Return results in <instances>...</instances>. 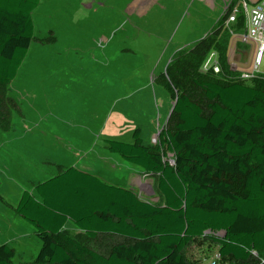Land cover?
I'll use <instances>...</instances> for the list:
<instances>
[{
  "label": "trees",
  "instance_id": "trees-1",
  "mask_svg": "<svg viewBox=\"0 0 264 264\" xmlns=\"http://www.w3.org/2000/svg\"><path fill=\"white\" fill-rule=\"evenodd\" d=\"M39 2L0 0V87L15 79L27 55L34 38L31 14ZM225 19L177 50L159 75L175 104L173 127L161 133L156 147L143 143L139 129L132 131L131 143L103 140L109 154L157 176L162 205L68 167L38 183L35 195L23 191L14 209L41 243L27 264H194L184 251L203 237L218 246L220 259L249 264L253 253L264 256V80L219 83L205 77L220 74L200 72L214 51L221 74L231 75L226 49L217 40L228 32L222 30ZM243 23L240 14L232 29L241 32ZM189 87L202 93L207 115ZM1 111L0 104L3 116ZM3 125L6 131L8 122ZM66 221L88 239L110 234L130 242L103 256L63 231ZM14 257L11 247L0 245V264H14Z\"/></svg>",
  "mask_w": 264,
  "mask_h": 264
},
{
  "label": "rangeland",
  "instance_id": "rangeland-1",
  "mask_svg": "<svg viewBox=\"0 0 264 264\" xmlns=\"http://www.w3.org/2000/svg\"><path fill=\"white\" fill-rule=\"evenodd\" d=\"M222 14L220 0H41L31 14L34 38L25 62L16 78L0 87V243L5 233L16 230L15 199L23 189L32 190L70 165L95 171L107 166L114 157L103 140L131 143L134 129L142 131L144 144L158 145L161 133L174 124L172 101L158 77L177 50L206 36ZM229 31L234 35L221 32L217 40L226 49L231 75L221 74L218 62L220 76L205 77L208 80L242 82L241 73L253 70V47L236 41L234 36L241 32ZM256 77L264 80V56ZM134 87L138 91L132 90L133 99H122L131 107L116 103L117 96ZM189 95L207 115L202 93L189 87ZM147 108H153L151 127ZM91 115L107 122L103 133L100 127L87 125ZM66 122L84 126L69 127ZM53 162L57 166L51 167ZM124 173L119 166L112 178ZM128 173L148 179L158 194L156 175L138 169ZM25 240L23 254L15 247L14 264L32 263L39 249L35 237ZM217 249L203 237L191 242L184 256L194 264H209L216 260ZM28 251H34L32 260ZM262 259V254H255L249 264H260ZM216 264L241 263L225 258Z\"/></svg>",
  "mask_w": 264,
  "mask_h": 264
},
{
  "label": "crops",
  "instance_id": "crops-1",
  "mask_svg": "<svg viewBox=\"0 0 264 264\" xmlns=\"http://www.w3.org/2000/svg\"><path fill=\"white\" fill-rule=\"evenodd\" d=\"M40 2H41V0H40ZM40 2H39V5H40ZM213 4L214 3H212V4L210 3V5H209V7L211 9H213ZM100 5H104L103 8H105V4L98 3V6H100ZM86 7H88V6H86ZM88 8H90V7H88ZM35 30H36V28H35ZM26 56H25L24 60L22 61V63H21V65H20V67H19V69H18L17 72H19L22 64H24L25 59H26ZM16 76H17V74H16ZM16 76H15V78H16ZM134 88L135 89L132 88V89H130V91H126V92H124V94L121 93L119 96H117V98H116L117 99V102L116 103L117 104H119V103H122V104L125 103L122 99H124V100H127L128 99L129 101H131L133 99L132 98V90H135L136 92L138 91V88H136V87H134ZM129 92H130L129 96L127 98H125V95L128 94ZM124 105L125 106H123V107H126V106L127 107L128 106L131 107L133 104L129 103V105H128L127 103H125ZM148 111H149V113H148L149 115L146 117V119L149 120V121L147 123V126L151 127V125H153L152 121L154 119V117L152 116V114H153V108L148 109ZM102 113L104 115L105 114V111H103ZM156 118H157V116H156ZM86 120H87V122L85 120L84 121L87 123V125L91 124L94 127H100L102 133L104 132V130H106V123L107 122L103 121V119H101L100 121L99 120H95V119H93V117L91 115V116L86 117ZM65 124H66V126L69 125V127H78V126H80V124L82 125L81 127L84 126L83 122L80 123V124H78V123L77 124H75V123L74 124H68L66 122ZM61 125H62V123H61ZM61 125H60V127H63ZM141 133H142V131H141ZM131 141H133L132 140V136H131ZM109 155H111L112 157H114L112 161L110 160L111 163L110 164H107V166L99 167V169L97 171L91 170V169L79 168V167H77L75 165H70L68 167H73V168L77 169L80 172L93 175L94 177H96L102 183H104L106 185L113 186V187H117V188H121V189L130 190L139 199H141L143 201H146L148 203L150 202L151 204H155L157 201H159V204L158 205H162L163 200H162V198L160 196L155 195V197L157 198L156 201H154V199L147 198L146 196H144L149 191L147 186L148 185L151 186V184L149 183L150 181L148 179H144V181H143L142 179H139V176L138 175L137 176H131V175H129V173L127 174V172H134L135 169L137 170L138 168H136V167H134L132 165L129 166L130 164L129 165H126V164H128L126 162H124L126 164L121 163V161L118 159L119 157L117 158L116 155H112V154H109ZM51 164H52L51 167L52 166H57V163H54L53 162ZM119 166H122L125 169V173L123 174V176H119L117 174V178H119V179L116 180V179H113L112 178V175H113L112 173ZM68 167H66V168H68ZM138 170H140V169H138ZM140 171H142V170H140ZM58 173H56L55 175H57ZM55 175H52V176L48 177L47 179L42 180L41 182H43L45 180H48V179H50L51 177H53ZM120 181H123V182H120ZM41 182H39V183H41ZM37 184H35L34 187ZM34 187L32 188V190L23 189L20 192V194L15 199L14 209H15V207H16V205H17V203H18V201L20 199V196H21V194H22L23 191H28V192H31V193H33L35 195V193H34ZM138 188H141V192L138 191ZM151 201H153V202H151ZM13 213H14L13 215H14V217L16 219V224H15L17 226L16 227V230H14L13 234H10V235H8V233H5L4 234L5 235L4 236V240L5 241L2 242V243H0V245H8L9 247H11L14 250L15 253H16L15 247L16 248H19V253L20 254H23V250H24L23 249V244L26 243L25 238L35 237V239L39 243V249H40L41 243H40V241L37 239V237L35 235V229L29 223H27L26 221H24L21 217L17 216L15 214V212H13ZM62 230L65 231L66 233H68V235L71 236L72 238L77 239V240H80V242H82L89 249H91V250H93V251H95L98 254L103 255V256L108 255L110 253L112 247H114L116 245H121V244H129V242H130L127 239H124L122 237H118V236H115V235H110V234L98 235L94 239H88L84 235V233L82 231H80L77 227H75L70 221H66L65 222ZM16 235H18V236H17V239L15 240V236ZM217 248H218V246H217ZM39 249H38V251H39ZM38 251H37V253H38ZM28 253L30 255V259L32 260V258H33L32 256L34 254V251H28ZM36 254L34 255V258L36 256ZM255 254H257V253H255ZM263 258H264V256H263Z\"/></svg>",
  "mask_w": 264,
  "mask_h": 264
},
{
  "label": "built area",
  "instance_id": "built-area-1",
  "mask_svg": "<svg viewBox=\"0 0 264 264\" xmlns=\"http://www.w3.org/2000/svg\"><path fill=\"white\" fill-rule=\"evenodd\" d=\"M215 1V0H212ZM222 4V16H226L222 30L227 29L231 35H234L232 29L237 22L238 15L242 14L244 23L241 33L234 36L240 44L251 46L254 49V65L250 73L243 72L240 78L244 81L252 80L258 73V66L264 56V0H220ZM200 72L220 73L218 56L216 52L211 51L203 61ZM255 255V253H253ZM215 259H220L218 253ZM216 260L209 264H216ZM264 263V258L261 260Z\"/></svg>",
  "mask_w": 264,
  "mask_h": 264
},
{
  "label": "water",
  "instance_id": "water-1",
  "mask_svg": "<svg viewBox=\"0 0 264 264\" xmlns=\"http://www.w3.org/2000/svg\"><path fill=\"white\" fill-rule=\"evenodd\" d=\"M174 104H175V101L172 102V108H173ZM148 190L149 191L144 196H146L147 198L154 199V201H156L157 198L155 197V194H154L155 192L150 185L148 187ZM138 191L141 192V188H138ZM151 202H153V201H151Z\"/></svg>",
  "mask_w": 264,
  "mask_h": 264
}]
</instances>
